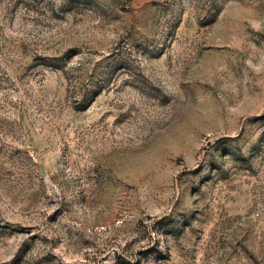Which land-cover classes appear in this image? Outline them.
Returning <instances> with one entry per match:
<instances>
[{
    "label": "rangeland",
    "instance_id": "1",
    "mask_svg": "<svg viewBox=\"0 0 264 264\" xmlns=\"http://www.w3.org/2000/svg\"><path fill=\"white\" fill-rule=\"evenodd\" d=\"M0 264H264V0H0Z\"/></svg>",
    "mask_w": 264,
    "mask_h": 264
}]
</instances>
